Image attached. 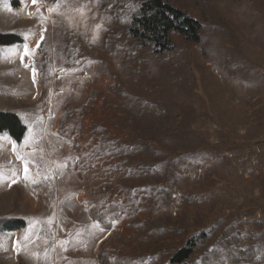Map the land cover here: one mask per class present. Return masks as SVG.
Here are the masks:
<instances>
[{"label":"rangeland","instance_id":"obj_1","mask_svg":"<svg viewBox=\"0 0 264 264\" xmlns=\"http://www.w3.org/2000/svg\"><path fill=\"white\" fill-rule=\"evenodd\" d=\"M100 1L0 0V34L22 42L0 46V112L17 114L27 128L21 145L0 134V220L25 223L19 231L0 228V264H98L106 239L105 250L134 264H168L192 237L208 233L211 246L231 228L247 247L264 235V0H165L202 24L201 42L172 32L173 51L141 53L132 78L126 54L104 48L112 21ZM71 35L81 51L66 66ZM164 79L169 89L156 83ZM114 85L136 102L169 97L174 110L173 127L152 120L149 169H142L140 154L112 177L105 169L118 161L93 156L96 128L127 147L133 143L124 127L136 137L146 133L124 118ZM93 91L97 101L81 112L79 134L69 128V139L61 137V114L81 109ZM119 180L128 189L106 195ZM125 204L111 230L93 220L106 206ZM132 214L186 230L165 238L137 235ZM159 246L161 260L153 257ZM202 254L199 248L191 262Z\"/></svg>","mask_w":264,"mask_h":264},{"label":"trees","instance_id":"obj_2","mask_svg":"<svg viewBox=\"0 0 264 264\" xmlns=\"http://www.w3.org/2000/svg\"><path fill=\"white\" fill-rule=\"evenodd\" d=\"M101 12L111 16L112 27L108 30L104 38V48L106 50H122L127 57L130 68V78L134 77L143 64L140 58L141 53L149 52L155 56L163 57L171 53L174 49L170 34L175 32L190 43L198 44L201 42L202 24L185 13L172 7L165 0H101L99 4ZM131 41V43L128 42ZM121 43V47L116 44ZM21 39L13 35L0 34V46H14L20 44ZM80 46L75 35H71L68 46L65 48V65L72 66L80 54ZM164 59V58H162ZM41 71L44 72L43 65ZM133 81L132 79L130 80ZM163 84L169 89V82L164 79L156 82ZM159 87V86H158ZM165 91L167 92V88ZM162 90V87L159 88ZM112 91L119 98V110L124 114V118L130 121L138 122L145 128L146 133L141 137H136L135 132L124 127V131L131 134L133 147L124 145L123 140L113 141L104 133L103 129L96 128L99 136V143L93 150V156L96 158H115L118 161L115 168H106L108 174L113 177L112 171H120V174L127 172V166L131 162V157H137L142 154V169H149V164L153 163L155 150L151 144V129L154 126L153 118L160 119L165 125L173 127L171 118L174 108L169 104V97H166L167 103L163 102H136L133 100L123 85H114ZM168 94V93H166ZM97 101V93L91 92L88 101L81 109L65 110L58 122V134L69 139V128L75 133L80 132L84 116L81 114L84 110H89L93 103ZM77 118L78 125L73 123ZM7 134L13 143L21 145L27 135V128L23 121L15 113L0 112V134ZM128 134V135H129ZM124 177L123 175H121ZM112 190L109 192L118 195L120 190L128 189L119 180L117 184H112ZM124 187V188H123ZM123 188V189H121ZM165 202H170L171 192L162 191ZM128 203V202H127ZM130 204L124 207L108 205L105 211L96 214L93 220L106 230L112 229V222L117 220L119 213L126 211ZM131 228L136 229L137 235H150L165 238L172 235H180L185 232V228L176 223L168 228L160 220L139 222L134 220V214L131 215ZM3 230L19 231L24 229L25 223L21 220H0V228ZM1 229V230H2ZM136 235V236H137ZM211 240L208 233H201L187 241L185 248L179 250L169 261L168 264H189L194 253L203 248V254L199 261H192L191 264H264V235H255L249 241L247 247H242V238L234 233L231 228L229 231H221L216 242L213 245L207 243ZM110 239L103 241L98 249L96 260L98 264H134L131 258L124 259L119 256V251L112 248L105 250ZM157 252L153 254L158 260H161L164 250L159 246ZM144 259H142L143 261ZM137 263H140L137 262Z\"/></svg>","mask_w":264,"mask_h":264},{"label":"snow or ice","instance_id":"obj_3","mask_svg":"<svg viewBox=\"0 0 264 264\" xmlns=\"http://www.w3.org/2000/svg\"><path fill=\"white\" fill-rule=\"evenodd\" d=\"M33 3L34 4L38 3V0H33ZM57 7H59V5H57ZM49 11H55V9L54 8H50ZM28 171H29V169H28V167L26 165L25 166V179H28V175H27ZM33 182H35V181H33Z\"/></svg>","mask_w":264,"mask_h":264},{"label":"bare ground","instance_id":"obj_4","mask_svg":"<svg viewBox=\"0 0 264 264\" xmlns=\"http://www.w3.org/2000/svg\"><path fill=\"white\" fill-rule=\"evenodd\" d=\"M100 244V243H99Z\"/></svg>","mask_w":264,"mask_h":264}]
</instances>
